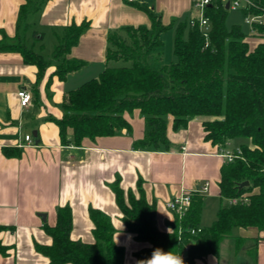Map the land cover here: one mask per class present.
<instances>
[{"label":"trees","instance_id":"obj_1","mask_svg":"<svg viewBox=\"0 0 264 264\" xmlns=\"http://www.w3.org/2000/svg\"><path fill=\"white\" fill-rule=\"evenodd\" d=\"M44 0H27L18 14V28L28 29L27 17L37 11ZM264 8V0H254ZM151 18V25L125 26L108 35L106 66L98 77L92 78L64 96L63 117L57 120L65 144L80 145L85 137L115 135L132 130L126 112L139 110L147 125L145 136L134 143L136 149L168 145V118L173 128L185 126L190 118H202L205 139L225 148L229 140L246 138L235 157L221 168V197L225 200L217 218L209 226L192 235L189 227L201 226L204 195L194 193L187 215L172 231H162L156 222V203L150 202L142 183L138 193L125 191L119 180L112 184L116 202L123 214L127 231L148 246L135 255L140 264H170L172 257L181 259L184 247L190 244L184 264H196L209 254L218 255L223 240L235 237V252L246 241L234 236L238 227L264 230V43L251 49L239 25L226 23L229 8L214 0L206 9L212 27L204 34L189 20L164 25L152 10L142 6ZM87 22L72 25L59 38L50 59L24 41L10 44L0 41V51L16 50L26 63L37 65L39 76L57 62L55 74L61 79L81 69L85 63L65 58L88 27ZM177 27L174 40L176 61H162V33ZM189 33L184 37V29ZM264 38V26L256 34ZM73 137H67V129ZM7 156H19L18 148H4ZM249 184L240 187L242 182ZM248 194L247 201L231 204L228 200ZM94 242L71 237L73 214L70 205L60 206L54 226L44 223L52 237L49 245L36 244V249L49 258V264H126V249L116 243V228L111 216L91 207ZM13 230L14 226L0 225ZM12 246L0 241V253L8 255Z\"/></svg>","mask_w":264,"mask_h":264},{"label":"crops","instance_id":"obj_2","mask_svg":"<svg viewBox=\"0 0 264 264\" xmlns=\"http://www.w3.org/2000/svg\"><path fill=\"white\" fill-rule=\"evenodd\" d=\"M26 1L0 0V41L19 37L48 60L67 28L83 22L89 25L67 54L85 65L65 79L54 73L55 64L40 77L37 65L26 63L19 51H0V225L14 226L0 232V241L12 246L8 255L0 253V264H49L36 244L52 243L44 223L54 226L58 208L65 205L72 208L74 240L94 242L89 210L98 208L112 218L114 239L126 249L125 263L140 264L135 254L148 243L136 240L126 229L112 188L117 180L125 191L135 193L142 183L148 200L156 203V222L162 231H172L175 225L168 201L181 192L198 193L208 181L207 192L200 194L204 207H215L216 213L210 223L201 218V226L212 224L222 204L219 183L226 162L222 152L230 149L205 139L202 118H190L185 126L174 129L169 117L168 145L142 149L134 143L145 136L147 125L137 109L125 113L130 132L124 129L115 135L85 137L80 145L65 144L57 123L64 114L66 93L104 70L110 32L130 25L150 26L151 18L142 6L158 15L164 25L177 24L191 16L195 0H44L28 15L29 26L23 31L18 28V14ZM246 40L255 47L264 38ZM24 89L32 94L27 106L21 105L18 95ZM26 134L32 135L33 143L25 141ZM67 137H73L72 128L67 129ZM4 148H18L21 153L7 156ZM234 236L246 240L238 252L235 237L227 238L218 255L209 254L196 264H264V230L238 227Z\"/></svg>","mask_w":264,"mask_h":264},{"label":"built area","instance_id":"obj_3","mask_svg":"<svg viewBox=\"0 0 264 264\" xmlns=\"http://www.w3.org/2000/svg\"><path fill=\"white\" fill-rule=\"evenodd\" d=\"M133 1V0H129ZM214 0H195L194 6L197 7V9L200 10L202 13V17L200 19L196 18H190L189 23L191 26H198L200 30L207 35L209 30L212 27L211 20L209 17L206 16V9L208 6L212 4ZM225 5L229 3V9L233 10H241L245 14V22L249 27V36L248 37H259L256 34L257 27L264 26V8L257 6L254 2V0H220ZM247 38V37H246ZM21 101L22 106H27L31 100H32V94L28 92L26 89L20 90L18 93ZM25 141L28 143H33V137L31 134L25 135ZM183 149H185V144L182 146ZM222 156L226 159V161H230L235 157V154L232 150H226L222 152ZM209 187V182H205L203 187L198 190V193H205L207 192ZM194 192H181L180 194H177L173 196L167 203V207L175 214L176 217H178L180 220H182L187 213L189 212L192 204V196ZM248 200V194H243L238 197L230 198L228 201L231 204H236L240 201H247ZM183 226L180 225L179 228V234L181 238V234L183 232ZM190 234L196 235L202 230V226H191L187 229ZM190 248V244H186L181 256V260H184L185 255L188 254V250Z\"/></svg>","mask_w":264,"mask_h":264},{"label":"rangeland","instance_id":"obj_4","mask_svg":"<svg viewBox=\"0 0 264 264\" xmlns=\"http://www.w3.org/2000/svg\"><path fill=\"white\" fill-rule=\"evenodd\" d=\"M191 16L189 18H182L181 20H178L177 25L178 26L181 22H185L186 20H189L190 18H196V19H200L202 17V13L200 12L199 9H197V7H194L192 10V13L190 14ZM226 23L228 25L229 28H231L233 25H239L241 27V29L246 32L249 33V27L245 22V14L241 11V10H233L230 9L228 10V15L226 18ZM174 26L170 29L165 30L162 35H161V39L163 41V49H162V57L164 60L165 64H170L172 62L176 61V55H175V49H174V40L176 37V33H177V27ZM24 31V30H23ZM189 33V26L186 27L184 29V37H187ZM4 41L10 43V44H16L18 42H20L19 37L16 39H5ZM260 43H264V40H262ZM259 43V44H260ZM47 45L49 47V51H51V43L50 41L47 42ZM251 49H254L255 47H257V45L255 47H253L252 45H250ZM47 54H50L49 52ZM46 54V55H47ZM65 58H67V56L65 55ZM55 66L57 67V62L54 63ZM238 140L241 141V143H247L249 142L248 139L246 138H234L228 141L227 143V147L228 149L232 150V149H238L240 144L238 143ZM225 203V200L222 199V203ZM216 208H210V207H204V212H203V216L202 219L205 223H210L212 216L215 217V213H216ZM177 222V220L175 219V223ZM182 221H179V225H181Z\"/></svg>","mask_w":264,"mask_h":264},{"label":"clouds","instance_id":"obj_5","mask_svg":"<svg viewBox=\"0 0 264 264\" xmlns=\"http://www.w3.org/2000/svg\"><path fill=\"white\" fill-rule=\"evenodd\" d=\"M131 236V234H129ZM170 264H184L183 260L178 257H172L170 259Z\"/></svg>","mask_w":264,"mask_h":264},{"label":"water","instance_id":"obj_6","mask_svg":"<svg viewBox=\"0 0 264 264\" xmlns=\"http://www.w3.org/2000/svg\"><path fill=\"white\" fill-rule=\"evenodd\" d=\"M226 8H229V3L226 4ZM34 136H35V137L37 136L36 132H34ZM248 184H249L248 181L242 182V183L240 184V187L246 186V185H248ZM42 217H43L44 219H46L45 214H42Z\"/></svg>","mask_w":264,"mask_h":264}]
</instances>
